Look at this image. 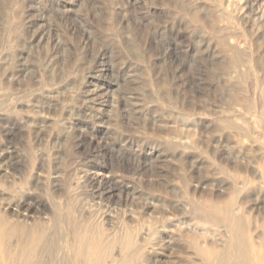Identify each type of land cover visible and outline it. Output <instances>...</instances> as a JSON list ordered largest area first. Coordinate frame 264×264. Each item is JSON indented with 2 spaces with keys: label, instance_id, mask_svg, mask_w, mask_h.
I'll return each mask as SVG.
<instances>
[{
  "label": "rangeland",
  "instance_id": "rangeland-1",
  "mask_svg": "<svg viewBox=\"0 0 264 264\" xmlns=\"http://www.w3.org/2000/svg\"><path fill=\"white\" fill-rule=\"evenodd\" d=\"M262 90L264 0H0V112L20 122L0 121V205L60 203L57 247L84 213L123 255L145 237L146 264H188L171 231L208 204L190 188L232 184L233 156L264 164Z\"/></svg>",
  "mask_w": 264,
  "mask_h": 264
},
{
  "label": "bare ground",
  "instance_id": "bare-ground-1",
  "mask_svg": "<svg viewBox=\"0 0 264 264\" xmlns=\"http://www.w3.org/2000/svg\"><path fill=\"white\" fill-rule=\"evenodd\" d=\"M262 92L260 95L257 94L256 99H254V104L257 110L261 109L264 111V91L262 90ZM2 96H5L3 92ZM237 103L238 102L235 100L233 103L231 102L232 106L237 105ZM233 113L231 114L234 115ZM7 117V114L0 112V121L3 123L1 127L4 132H10L15 127L20 126V122L17 120L13 123H9ZM245 137L246 136H244L243 139ZM9 152L12 154L14 151L11 149L8 151V154ZM227 154L229 153L227 152ZM229 157L232 158V156ZM248 158L244 160L240 159L239 156H233L232 160L229 158L230 161L226 158V166L234 171V173H231L234 174L232 178L234 177L233 179H235L232 184L228 183L227 186L224 185L226 182L222 183V185L220 184V186L217 184V187L221 189L210 192L199 191L198 182L193 188H190L189 193L193 195L195 199L197 197L199 203L207 201L208 204L204 202L206 205L202 203L197 209L196 207L194 208L196 209V214H194L196 218L191 216H189L191 218H187V216L180 217L179 220H176L178 222L177 224L175 223L176 225L171 231L172 234L178 232L180 236L186 235L191 238L192 246L185 247V253L189 254L188 264H264V164H259L254 160H252L254 161L252 162ZM249 174L252 176V179L248 177ZM92 175L93 178L98 179L103 177V172L99 170L93 171ZM203 183L204 182H201V184ZM222 188L224 189L222 190ZM251 194L254 198H249V196L252 197ZM1 203L2 201L0 204ZM34 203H36V201ZM34 206L35 205H33V208ZM33 208H31L30 204L28 205L24 201H19L18 199H10V201L0 205V264H39V261L33 257V253L36 252H34V249L37 245V247H39L40 243L47 245L45 247H47L48 251H53L54 248L68 249L66 251L65 264L68 261L72 264H146V259L149 257L146 253V248L150 246H147L149 238L147 240L145 237H137L136 239L138 240H134V242L133 240L130 241L128 238L129 242L126 244L124 241L126 244L124 247L129 249L130 247L132 248V244H135V250L132 248L133 252L131 251L129 254L123 255V247L120 244L122 239L119 236V231L117 232L116 229H113L111 232H108L107 229L102 227L104 224L98 223L102 225L98 226L97 222L92 223L90 217L82 213L78 215V219L72 220L71 218V220L67 221L69 240L66 239L67 241H65L64 244L61 242V245L59 244L60 247H57L55 245L57 242L54 243L50 235L61 225L60 221L63 216L60 215V209L62 210V207L60 208V203L52 205L41 202L35 209ZM37 208H41L42 212L44 211V214H42L44 216L36 217V215L33 214L37 212ZM68 216L71 217V215ZM197 216L199 219H197ZM72 217L74 216L72 215ZM29 220H31V222H29ZM168 237H170V235ZM119 238L121 240H119ZM172 238L173 237H170V239ZM125 240L126 242L128 241L127 239ZM145 240H147V242ZM40 247L42 248V246ZM40 247L37 248V251L41 249ZM131 248L129 250H131ZM149 249L150 248H148V250ZM152 252H150V254H152ZM159 260L160 259H158V261ZM61 261L62 260H59L58 262ZM154 262L153 264H156L157 260L155 259ZM54 263L51 262L49 264ZM56 264L58 263L56 262Z\"/></svg>",
  "mask_w": 264,
  "mask_h": 264
}]
</instances>
